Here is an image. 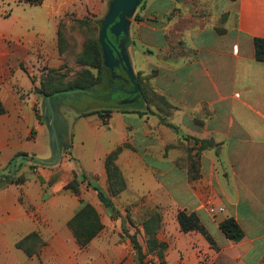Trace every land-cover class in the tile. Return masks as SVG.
I'll list each match as a JSON object with an SVG mask.
<instances>
[{
    "label": "crops",
    "instance_id": "crops-1",
    "mask_svg": "<svg viewBox=\"0 0 264 264\" xmlns=\"http://www.w3.org/2000/svg\"><path fill=\"white\" fill-rule=\"evenodd\" d=\"M49 2V10L41 12L40 30L30 29V24L38 25L33 20L19 23L9 49L0 51V97L6 108L0 115V175L14 167L20 152L39 158L54 154L48 126L36 107L41 96L31 92L21 98L19 91L40 81L32 80L28 72L34 71H26L20 63L35 57L46 61L53 57L61 63L57 52L60 17L56 15L77 3L82 16L104 18L113 0ZM138 13L143 19L137 20L136 15L130 21L145 49L147 62L142 68L156 71V89L186 111L170 116L155 111L141 117L113 109L109 117L98 113L95 120L94 114L81 117L99 145H105L100 168L105 156L130 137L134 126L142 155L127 149L121 153L118 164L124 175L142 171L148 201L179 203L181 209L198 213L217 248L200 232L181 231L179 209L174 219L162 222L168 239V227H172L196 258H201L202 249L219 264H264V61L257 60L254 45L255 37L264 38V0H146ZM127 51L130 55L132 48ZM130 62L133 67L131 58ZM35 69L42 72L38 65ZM189 140L194 142L193 155L201 152L197 178L189 171V156H185L186 164L185 159L179 160ZM16 169L26 181L21 186L0 187L2 264L7 260L13 264L17 241L40 228L35 213L44 204L45 169L27 161H20ZM207 183L212 186L210 192L200 189ZM21 192L25 204L20 202ZM227 218L241 227V240H231L222 231L220 224ZM173 244L169 251L180 255L181 242Z\"/></svg>",
    "mask_w": 264,
    "mask_h": 264
},
{
    "label": "rangeland",
    "instance_id": "rangeland-1",
    "mask_svg": "<svg viewBox=\"0 0 264 264\" xmlns=\"http://www.w3.org/2000/svg\"><path fill=\"white\" fill-rule=\"evenodd\" d=\"M145 2L146 0H141L129 16L128 33L133 42L130 45L132 51L129 56L135 73L140 72L143 74L142 76L148 77L146 85L149 109L153 112L157 111L160 115L170 116L177 110H186L183 107L172 105L170 99L156 89L152 72L144 71L147 59L142 41L138 40L136 31L131 29L130 20L139 14L138 12L144 8ZM48 3H50L49 0L44 5L30 4L27 0H0V51L9 49L19 23L32 22L33 20L38 25L30 24V29L39 31L43 17L41 12L43 9L49 10ZM81 7V4L74 3V8L56 15L60 17L57 30V52L59 54L58 59L62 61L61 63L53 61V57H50V61L35 57L29 62L23 61L20 63V66L26 71H29V69L34 71V73L28 72L32 80L40 81L37 86L30 89H19V91L21 98L28 97L31 92H36L41 96V99L36 102V107L41 120L48 126L54 154L52 156L50 153V155L39 158L35 154L26 153V156L17 158L18 162L16 160L17 164L20 161H27L34 166L43 167L46 177L42 182L44 186V204L41 212L35 213V220L40 224V228L31 231L37 232L39 235L38 247L32 255H28L21 248H15L16 256L10 262L13 264H140L130 238V235L135 233L147 254V260L162 264V260L158 257L159 249L155 248L154 251H151V245L148 242V235L145 233L143 224L146 219L155 213L160 214L162 222L164 218L171 221V219H174L176 211L181 209V206L179 203L171 204L166 201H148L149 194L147 193L149 191L146 190L145 185H142V171L132 174L127 172V177L124 175L118 164L121 153L127 149L142 155L141 139L135 135L134 126L130 128V137L118 145L123 146V150L118 155L116 162L126 181V188L117 194L112 193L110 190L105 160L107 155L118 146L105 156L104 164L100 168V158L105 145L103 144L104 148L99 145L96 138L92 136L87 123L81 119V117L87 116L82 112L98 109L100 105H103L101 101H91L88 97L75 94H69L57 100L54 106L55 123L62 139V154L60 159H57L58 149L55 147L54 134L50 124L52 114L47 104L48 95L39 93V88L44 79L53 78L56 82L61 80L65 83L77 78L83 70L84 67L79 63V56L92 38L99 39L101 24L106 17L103 18L96 14L82 16ZM7 13H10V15L6 16ZM142 64L144 68H142ZM37 65L42 71L41 73H35ZM92 70L96 72L95 69ZM134 115L139 116L138 114ZM97 117L99 115L94 114L92 118L95 120ZM132 118L136 117L132 115ZM182 139L185 140L184 137ZM193 146L194 142L190 140L188 145H184L185 154L180 157V161L185 159L186 164V154L189 156L190 161L191 157H199L200 160L201 152L193 155L195 149ZM178 149L182 151L181 148ZM194 174L195 172H193ZM15 175H17V169ZM95 179L112 197L119 210L117 214L109 211L99 200L97 191L91 185ZM200 189L204 192H210L212 186L208 183L202 184ZM82 201L89 202L98 209L104 224L102 231L86 246L78 243L69 225ZM20 202L22 204L26 203L25 200H20ZM162 222L156 234V239L159 242L166 243V247L162 250L164 253L163 261L166 264H171L170 262L174 260L181 264H187V260L192 262L190 264H219L217 259H214L211 254L203 252L202 249L200 259L193 256L191 251L188 252L184 248L186 239L180 238L172 227H168L171 231V237L168 239L167 229L163 228ZM23 231L28 230L24 229ZM177 241L181 242L180 245L184 248L180 249L182 250L180 255L177 250H174L172 254L169 251L170 244L172 245ZM195 258L196 262L194 261ZM7 263L8 260L5 264ZM0 264H2V259H0Z\"/></svg>",
    "mask_w": 264,
    "mask_h": 264
},
{
    "label": "trees",
    "instance_id": "trees-1",
    "mask_svg": "<svg viewBox=\"0 0 264 264\" xmlns=\"http://www.w3.org/2000/svg\"><path fill=\"white\" fill-rule=\"evenodd\" d=\"M30 4H42L44 0H27ZM7 13L6 16H9ZM136 19L141 21L143 17L137 14ZM109 38L112 43L115 44L120 50L129 57L127 48L133 43L129 35L122 33L116 36L109 31ZM255 55L257 60L264 61V38L255 37ZM79 63L84 67L77 78L67 82H56L53 78L44 79L41 82L39 93L42 95H54L52 97L53 106L56 105L57 100L67 95H83L88 97L91 101H101L103 105H100L98 109L92 111L82 112L84 115H91L94 113L100 114L102 117H109L113 109H118L125 113H135L142 117L146 113H154L149 109V97L147 95L148 89L146 82L148 77L142 76V73H135V80L139 86L133 84L129 72L123 65L111 68L104 64V55L102 47L99 43V39H91L79 56ZM92 69H95L94 72ZM156 71H153V76ZM113 88H116L113 92L109 93ZM55 108V107H54ZM6 112L5 105L0 97V115ZM168 124V123H167ZM176 131L178 128L172 124H168ZM59 132V131H58ZM188 138V136H186ZM197 141V138H194ZM205 143V141L203 142ZM60 144L62 147V139L60 138ZM205 148L204 146L201 148ZM123 150V146H118L115 150L109 153L105 160V166L108 173L109 186L112 193L117 194L126 188V181L120 172L117 165L118 155ZM18 156H26V153L20 152ZM199 157H191L189 171L193 178H197L199 175L193 172L199 169ZM19 164H17V167ZM12 167L7 174L0 175V187L9 185L21 186L26 179L22 176H12ZM94 190L97 191L100 201L108 208L112 213H118L119 210L116 207L112 197L103 189L98 182H92ZM20 200H24V193L21 192ZM178 222L183 232L197 231L200 232L212 245L217 248L216 242L209 232L208 228L198 215L194 211H187L186 209H179ZM161 216L158 213L153 214L150 218L146 219L143 227L145 233L148 235V242L151 245V251L158 248V257L162 260V264H166L163 261L164 253L162 250L166 247L165 242H159L156 239L161 226ZM70 227L73 230L74 236L78 243L82 246H86L102 231L104 224L101 218V214L97 208L89 203L82 201L80 208L77 210L74 217L69 222ZM220 227L227 238L239 241L243 238L244 233L239 224L233 218H227L224 220ZM133 247L136 250L138 261L140 264H157L156 262H150L147 260V254L139 241L137 235L134 233L130 235ZM39 235L37 232H31L25 237L19 239L16 243L17 248H21L26 251L28 255H32L34 250L38 247L37 241Z\"/></svg>",
    "mask_w": 264,
    "mask_h": 264
},
{
    "label": "water",
    "instance_id": "water-1",
    "mask_svg": "<svg viewBox=\"0 0 264 264\" xmlns=\"http://www.w3.org/2000/svg\"><path fill=\"white\" fill-rule=\"evenodd\" d=\"M140 1L141 0H113V2L111 3L110 12L101 24V31L99 36V43L102 47V52L104 55V64L111 68L117 67L119 65H123L126 68V70L129 72L133 84L137 87L136 91H138L139 86L135 80L130 58L124 53L123 50H120L118 47L115 46L114 43H112V41L109 38V31H111L116 36H119L122 33L129 35L128 33L129 31L128 27L130 23L129 16L132 14V12L136 8V6L140 3ZM115 89L116 88H114L112 91H114ZM54 95H48L47 102L52 114V119L50 124H51L52 132L54 134L55 147H57L58 149L57 159L59 160L62 151L60 144V135L58 133L55 123V108L51 100ZM48 164H52V163H48ZM15 173H16V162L13 167L12 176H14Z\"/></svg>",
    "mask_w": 264,
    "mask_h": 264
},
{
    "label": "flooded vegetation",
    "instance_id": "flooded-vegetation-1",
    "mask_svg": "<svg viewBox=\"0 0 264 264\" xmlns=\"http://www.w3.org/2000/svg\"><path fill=\"white\" fill-rule=\"evenodd\" d=\"M113 89H114V88H113ZM113 89H112V90H113ZM112 90H111V91H112ZM111 91H110V92H111ZM112 92H113V91H112Z\"/></svg>",
    "mask_w": 264,
    "mask_h": 264
}]
</instances>
